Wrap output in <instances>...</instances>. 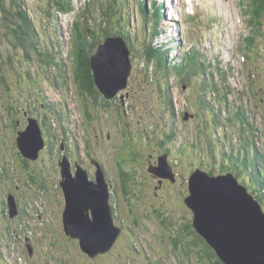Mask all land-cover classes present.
Returning <instances> with one entry per match:
<instances>
[{
  "label": "rangeland",
  "instance_id": "374dc122",
  "mask_svg": "<svg viewBox=\"0 0 264 264\" xmlns=\"http://www.w3.org/2000/svg\"><path fill=\"white\" fill-rule=\"evenodd\" d=\"M99 1L72 0L70 12L57 13L53 8H50V15L42 18L44 15L41 16V13L44 12L43 7L48 0H24L29 5L30 11L37 16L35 29H39V43L36 49L22 51L13 47L5 38L0 39V56L2 57L0 67V124H4L5 118H9L7 115L12 110L11 107L6 106L15 105L20 109V113L11 114L14 118L12 122L17 120V124L11 123L3 128V135L0 136V162L5 161L6 158H11L12 155L20 157L21 153L16 144L17 133L15 131L25 128L24 114L30 112V115L38 116L39 113L42 115L44 105H47L51 110L57 105L60 110L58 109L59 111L55 115L50 110L49 113H44V122L49 126L47 137L52 139V141L50 140L51 149L47 151V156L50 159L45 164L53 165L52 159L54 155L59 154V148L60 151L64 149L65 153L71 154L70 145H75L73 152H77L80 157L82 156L88 161L91 158H96L95 155H99L101 162L104 161L105 166L110 168L107 171L109 178L116 181V185H112L113 192L111 193L116 202L117 217L115 221L120 223L119 220L122 217L123 221L124 219L126 221H121L125 227H128L127 223H131L132 232L136 233L133 237L139 240L125 233L123 238L122 236L118 238L116 244L119 246L116 245L115 247L117 249H111L104 254V257L96 256L91 260L89 257H85L76 240L63 233L62 224H59L60 221L62 222V207L59 204L61 200L54 186L50 184L49 189L52 192L46 193L47 196L44 200L41 188L37 187L36 192L26 191V195L22 199L24 214L20 213L21 217L18 216L13 222L7 224L8 229L3 231V235L0 236V243L6 237L10 244L12 240L10 232L15 236L19 231L18 238L23 246L27 236H31L35 242H39V253H46L47 242H58V245L49 251L57 264H61L59 263L60 260H64L63 263L65 264H81L79 257L86 262L92 261V264H136L135 262L137 264H213L215 258L211 256L210 249L206 247L205 244L207 243L204 239L203 241L199 238L200 235L194 228L192 229L187 225L191 221L192 213L185 207L182 199L187 192L184 189V186L187 185L186 179L195 168L212 170L213 173L219 169L212 164L216 160L219 161L218 157L211 158L209 151L205 148V117L196 121L193 115H188L181 129L178 120H176L178 111L182 109L181 114L185 111L192 113L190 104L196 103L199 95L195 89L188 90V84L181 85L182 79L185 77L180 76V74L178 76L172 75L166 66L162 68L161 62H155L157 59L153 55L152 62H147L148 68L152 71H154V66L156 69L162 68V75L167 78L168 92L173 89L168 100L171 107L170 111L164 102L166 98L165 81L158 80L151 75L150 82H148L147 73L144 74L145 71L141 70L138 65L139 58L145 60L141 50L143 40L147 42V38L144 39L143 36L142 40H138V45L130 52V59L134 64L128 86L120 90L118 94L121 99V95L124 97L126 92H130L129 97H124L123 106H120L121 102L118 98L115 101L108 100L105 102L98 94L89 96L87 86L91 87V85H87L85 82L83 86L86 85V89L81 88L80 78L74 76L77 59L81 57L78 60L79 62L83 61L88 55L84 32H82L83 35L78 31L76 32L75 26L78 24V27H82L86 24L96 31V35L98 32L101 33L98 25L93 24L99 19L100 14L97 9ZM250 1L244 0V13H242L239 5L240 0H193L191 1L192 5L189 0H175L176 6L179 8L178 15L174 13L175 17L170 16V22H175L179 30H183L184 35L188 36L185 40L187 45L190 44V42L188 43L189 40L197 39L198 41L193 43H199L209 52L218 50V27L216 25L220 23L223 29L227 30L222 38L224 50L222 53L224 57H227L225 51L229 50L233 73L231 72L230 76L225 79L228 97L224 100L231 108L238 105H242L243 108L248 106L249 109L246 108L245 110L246 119L244 118V122L246 123V120L250 122L252 129L250 130L247 125H243L245 131L242 134L241 143L246 146L249 141L254 144L257 155H262L264 150V10H259L252 0V10L259 18L253 12L249 13ZM258 1L261 3L260 0ZM115 10L111 5L109 11L115 12ZM206 12L210 14L206 15ZM256 20H260V23ZM128 22L127 28L132 35L139 23L132 22L131 19L130 21L128 19ZM209 22L213 23L209 24ZM160 23L157 30L162 27L167 28L166 41L170 42L171 37L177 32L170 34L171 23L166 26L164 23ZM248 26L261 27L262 31L257 30L259 34H256V29L248 30ZM144 29L147 28L144 26ZM138 30L142 31V25L138 27ZM245 30L247 33L243 39ZM255 35H257L259 49L250 43ZM153 36H150V40L154 38L152 44L155 45V36ZM181 42L184 44L183 39ZM243 45H246L245 51ZM78 48H81V51H78ZM150 53L152 55L156 52L151 50ZM176 53L179 57V49L175 51L172 49V52L167 51L165 58L169 59ZM172 59L177 61L175 58ZM153 61L156 63L155 65ZM151 65L152 69L150 68ZM149 69H147L148 74H150ZM3 79H5L4 82H2ZM186 80L185 83L194 82L198 86L202 77L197 76L193 80L186 76ZM35 81H40V83L33 86ZM178 84H180L179 87H177ZM157 85L162 86L161 92L155 90ZM252 90H254L253 93ZM246 91L249 95L252 93V99ZM236 95L238 100H236ZM260 98H263V101H260L261 107L258 100ZM171 112L174 114L173 117ZM214 115L219 119L221 113L215 109ZM99 117L103 119L102 123H105L106 126L108 124L113 125L112 131L111 129L105 131L107 147L105 149V147L97 145L96 139L97 147L91 148L86 152V155H83V152L87 150L85 145L87 143L93 144V142L87 140L85 143L86 132H83L81 127L85 129V125H89L92 130L94 123L96 128L97 123L99 124ZM105 117L108 123L104 122L106 121ZM109 118L113 120H109ZM68 119L73 122L65 127V122L68 123ZM218 126L219 121L217 122ZM62 130L64 139L60 133ZM99 130L101 131L100 127ZM71 131L72 133H70ZM182 131L183 133L180 135ZM171 132L173 133L170 134ZM87 134L91 135V133ZM236 136H238L237 131L234 133L227 131V138L230 139L229 145H234L235 139L233 137ZM97 137L102 142L101 133L97 134ZM62 139L63 148L61 147ZM175 140L177 141L175 142ZM214 141L217 147L218 143L215 138H213ZM225 148H227L226 144ZM134 152L135 154H133ZM159 155L163 158L167 155V163H170V168L176 174L175 179L172 178L174 177L172 173L169 177L165 176V181L161 182L160 185L157 176L148 170L150 162L154 163L155 161L157 164L158 158L160 159ZM45 157L41 156V158ZM42 160L38 164L45 167L46 165L42 164ZM12 165L13 163L8 166L7 172L12 173ZM19 165L22 167L21 161ZM2 169L3 167L0 166V170ZM93 169L91 166L90 171ZM17 172L18 174L22 173L18 166ZM39 173L43 178L41 183L48 188L45 179L46 174ZM122 174L129 175L130 181L122 182L124 179V177L121 179ZM8 175L9 183L13 188L20 176L11 178V174ZM252 175L258 179L255 170H252ZM239 176L237 177L238 180L244 183L248 191L252 193L250 180L243 178V174ZM0 185L2 186L3 183ZM253 188L256 189V187ZM17 192L21 193L20 190ZM29 194L31 198L27 200ZM1 199L2 196H0ZM262 208L264 210V204H262ZM39 211L43 213L40 217L42 221L40 223L37 221V216L40 215ZM139 222L140 224H138ZM159 223L162 224V228H160ZM41 233L45 235L47 240L41 238ZM58 234L59 236H57ZM142 239L147 240L145 242L147 245H141L140 240ZM126 240L129 242L126 243ZM64 242H66L65 246L62 244ZM12 251L13 259L9 256L7 264H14L16 260V251ZM146 257H149L150 260L147 261ZM23 260H18L17 263L30 264L27 261L26 253H24ZM36 262L38 263L37 255H34L33 263Z\"/></svg>",
  "mask_w": 264,
  "mask_h": 264
},
{
  "label": "water",
  "instance_id": "95a60500",
  "mask_svg": "<svg viewBox=\"0 0 264 264\" xmlns=\"http://www.w3.org/2000/svg\"><path fill=\"white\" fill-rule=\"evenodd\" d=\"M128 54L121 39L107 38L91 55L94 83L106 97H112L125 85ZM110 57L112 65L108 63ZM17 140L25 156L36 158L43 145L37 122L30 120ZM62 166L65 231L79 237L83 249L89 253L108 249L119 228L112 222L101 171H97V183H94L87 179L85 171L77 170L76 177L72 178L66 171V162ZM153 171L160 176L171 175L170 166L163 157ZM189 190L190 195L185 201L194 213V228L224 264H264V212L233 174L211 176L196 169L189 178ZM10 210L11 215L15 213L13 202ZM88 210H91L92 218Z\"/></svg>",
  "mask_w": 264,
  "mask_h": 264
},
{
  "label": "trees",
  "instance_id": "16d2710c",
  "mask_svg": "<svg viewBox=\"0 0 264 264\" xmlns=\"http://www.w3.org/2000/svg\"><path fill=\"white\" fill-rule=\"evenodd\" d=\"M260 1L261 3L258 0H254V4H257L258 9L262 10L264 8V0H260ZM50 8H53V10L57 13L70 12L72 10V0H52V1L48 0L46 5L43 7L44 12L41 13V16L43 14L44 17L42 18H45L46 16L50 15L49 13ZM36 22H37V16L34 15L32 11H30L29 5H27L24 2V0H0V39L5 38L8 42L12 44L13 47L19 48L22 51L23 50L27 51L28 49H32V50L36 49L35 45L36 43L39 42L37 31H35ZM98 26H99L98 29L102 30L103 32L102 35H106L108 28L103 26L100 23V21H99ZM75 27L77 28L76 31L78 32L80 31L79 32L80 34L83 35L82 32H84V38H85L84 41L86 43V47L88 48V53L92 52L95 45L99 42V39L94 38V41L93 40L89 41L88 38H90L91 35H92L91 38L95 36V33H94L95 30L86 26V24H84V26L82 27H78V24H77ZM79 50L81 51V48H78V51ZM80 58L78 59L80 60ZM78 59L76 62L77 68H76V71H74L75 77L80 78L79 81L82 86L86 82L87 85H91L92 87V83H91L92 76L90 72L91 70L89 66L88 57L80 62ZM1 60H2V57L0 56V67H1ZM4 81L5 80L3 79L2 82ZM85 88H86V85H85ZM87 89L89 91V94L93 95V93H90L92 92V88L87 86ZM254 170H255V174L260 177L261 170L259 168V165H256L254 163ZM253 182H254V185L256 186V182L255 181ZM263 188H264V183H263ZM199 238L203 240V238H201L200 236ZM205 245L206 247L210 249L212 253L211 256L215 258V260L213 261V264H223L216 257L214 250L209 245L207 244Z\"/></svg>",
  "mask_w": 264,
  "mask_h": 264
},
{
  "label": "bare ground",
  "instance_id": "6f19581e",
  "mask_svg": "<svg viewBox=\"0 0 264 264\" xmlns=\"http://www.w3.org/2000/svg\"><path fill=\"white\" fill-rule=\"evenodd\" d=\"M190 2H191V1H190ZM223 37H224V33H223L221 30L218 29V43H219L218 51H222V52L224 51L223 48H222V38H223ZM97 44H98V46H99V45H103L100 41H99ZM177 49L180 50V46H179V45H178ZM176 57L178 58L177 53H176ZM207 57H208V55H206L205 59H206L207 61H209V62H214V63H219V62H220V59H219V58H217V60H215V58L213 59V57H212V58H209V59H207ZM110 58H111V57H110ZM108 63H109L110 65L113 64V60H112V58L108 61Z\"/></svg>",
  "mask_w": 264,
  "mask_h": 264
}]
</instances>
